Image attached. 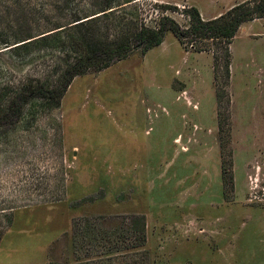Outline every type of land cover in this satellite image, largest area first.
Listing matches in <instances>:
<instances>
[{
    "label": "rangeland",
    "instance_id": "1",
    "mask_svg": "<svg viewBox=\"0 0 264 264\" xmlns=\"http://www.w3.org/2000/svg\"><path fill=\"white\" fill-rule=\"evenodd\" d=\"M233 1L114 0L92 20L107 0H0V264H264V37L233 41L228 87L169 32L46 94L116 22L187 26Z\"/></svg>",
    "mask_w": 264,
    "mask_h": 264
},
{
    "label": "trees",
    "instance_id": "2",
    "mask_svg": "<svg viewBox=\"0 0 264 264\" xmlns=\"http://www.w3.org/2000/svg\"><path fill=\"white\" fill-rule=\"evenodd\" d=\"M114 4V0H107L99 10V16L92 20H100L103 17L104 19H108L109 16H112L113 13L118 11V9L114 7ZM183 14L189 19V24L187 26L180 25L177 21L168 16L161 18L159 27L156 26L155 28H150L144 24H137L138 22L133 21L127 24L116 22L115 29H121L118 30V36L116 39L105 46L98 45L94 47L92 50L93 53H90L88 58L84 59V56H82L78 59L70 68L63 86L59 90L47 92L46 94L51 96V99L58 101L57 103L59 104V101L64 97L74 78L87 74L90 69L99 71L108 69L114 63L127 58L135 51H142L146 54L150 50L161 46L169 32H172L182 45L189 44L190 48L195 53H212L214 57L215 81L217 83L219 82L220 74L222 73L221 71L225 69V87H228L232 75V52L230 46L243 24L257 19H264V0H248L234 6L225 14L211 20H205L200 11L195 7L186 8ZM120 18L124 23L125 16ZM96 32H99V30L95 31V34ZM45 37L47 36H44L43 38ZM31 39L34 38H29L28 40ZM27 44L28 43H25L23 45ZM220 51L224 52L223 58L220 56ZM224 59L225 66L222 67V61ZM222 98V93L220 94L218 91L217 101L219 106ZM218 115L219 125L221 126V114L219 113ZM136 222L138 228L136 227L135 232L138 233V235H136L138 236V242H136L137 246L135 247L138 248L145 246L147 243L146 223L144 218H138L136 219ZM84 251L87 254V257L93 256V254H88L87 250ZM74 264L102 263L99 261H90L77 262Z\"/></svg>",
    "mask_w": 264,
    "mask_h": 264
},
{
    "label": "crops",
    "instance_id": "3",
    "mask_svg": "<svg viewBox=\"0 0 264 264\" xmlns=\"http://www.w3.org/2000/svg\"><path fill=\"white\" fill-rule=\"evenodd\" d=\"M245 1H248V0H234L232 5L226 10L228 11L229 9H231L232 7H234L235 5L239 4V3H243ZM223 13L225 12H221L219 13L218 15H216L215 17L213 18H209V19H214V18H217L219 16H221ZM202 14V17L204 18V14L201 12ZM205 19V18H204ZM253 24H263L264 25V19H261V20H255L253 22H247L245 24H243L236 36V38L234 39V42L237 41V40H240L242 41V53L244 54H247L248 55V40L249 41H256L254 38H259V37H264V30H261L259 31L258 33H255L252 35V31H250V27L253 25ZM261 40V39H260ZM263 40V39H262ZM234 42L232 43L231 45V50H232V64H231V70L232 72H234V51H233V44ZM242 68L244 70H248V60H245L244 61V64L242 65ZM234 75V74H233Z\"/></svg>",
    "mask_w": 264,
    "mask_h": 264
}]
</instances>
